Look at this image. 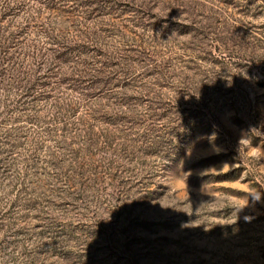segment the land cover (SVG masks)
I'll use <instances>...</instances> for the list:
<instances>
[{"label":"rangeland","instance_id":"374dc122","mask_svg":"<svg viewBox=\"0 0 264 264\" xmlns=\"http://www.w3.org/2000/svg\"><path fill=\"white\" fill-rule=\"evenodd\" d=\"M25 1L0 264H264V0Z\"/></svg>","mask_w":264,"mask_h":264},{"label":"trees","instance_id":"16d2710c","mask_svg":"<svg viewBox=\"0 0 264 264\" xmlns=\"http://www.w3.org/2000/svg\"><path fill=\"white\" fill-rule=\"evenodd\" d=\"M26 1L25 0H0V42L3 43V45H6V38L2 39L3 36H5V29L4 25H6L9 22V18L16 14V12L22 11L26 9ZM2 25V26H1ZM8 46V47H7ZM6 47H2V51H0V55H3L2 58H5L9 56L12 52H10L9 49H14L13 47H9L7 45ZM4 48V49H3Z\"/></svg>","mask_w":264,"mask_h":264},{"label":"clouds","instance_id":"9594fccd","mask_svg":"<svg viewBox=\"0 0 264 264\" xmlns=\"http://www.w3.org/2000/svg\"><path fill=\"white\" fill-rule=\"evenodd\" d=\"M252 154L256 155L257 154V150L254 149ZM256 199L259 200V195L258 194L256 195ZM246 204H247V201H245V200L238 201V205H239L240 208H243ZM248 219H249L248 217H245V221L246 222L248 221Z\"/></svg>","mask_w":264,"mask_h":264}]
</instances>
